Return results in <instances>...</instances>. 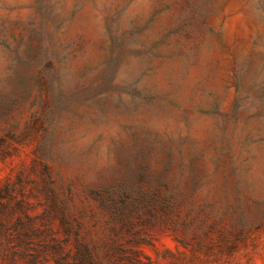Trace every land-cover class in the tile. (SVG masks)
<instances>
[{"label": "rangeland", "instance_id": "rangeland-1", "mask_svg": "<svg viewBox=\"0 0 264 264\" xmlns=\"http://www.w3.org/2000/svg\"><path fill=\"white\" fill-rule=\"evenodd\" d=\"M0 264H264V0H0Z\"/></svg>", "mask_w": 264, "mask_h": 264}]
</instances>
